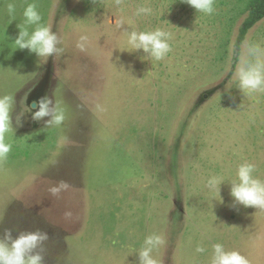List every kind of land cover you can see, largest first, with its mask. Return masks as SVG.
Returning <instances> with one entry per match:
<instances>
[{
	"label": "rangeland",
	"instance_id": "1",
	"mask_svg": "<svg viewBox=\"0 0 264 264\" xmlns=\"http://www.w3.org/2000/svg\"><path fill=\"white\" fill-rule=\"evenodd\" d=\"M245 2L215 0L208 15L182 0H0V97L14 98V120L23 114L0 162V233L46 231L45 264H139L151 234L166 239L152 253L160 264H211L217 243L264 264V210L230 194L242 163L264 180V93L242 92L237 76L248 46L264 49V18L232 69ZM33 3L62 54L16 49ZM141 6L151 14L136 15ZM157 28L173 36L163 60L121 51L132 30ZM45 95L64 111L59 126L26 110ZM61 181L70 187L53 196Z\"/></svg>",
	"mask_w": 264,
	"mask_h": 264
},
{
	"label": "clouds",
	"instance_id": "2",
	"mask_svg": "<svg viewBox=\"0 0 264 264\" xmlns=\"http://www.w3.org/2000/svg\"><path fill=\"white\" fill-rule=\"evenodd\" d=\"M123 2L124 0H115L116 5H122ZM182 2L189 4L197 12L211 15L215 11V0H182ZM7 8L10 14L15 12L14 4L9 3ZM151 12L150 7L141 6L137 9L136 15H149ZM23 15L26 20L24 25H17L20 31L14 40L16 49H28L38 57L48 58L63 53L64 49L58 47L62 42L61 38L51 26L40 24L42 17L36 4H29ZM28 25H36L35 30L30 33ZM117 26L123 28L124 21H118ZM171 39H173L172 33L160 28L141 32L132 30L127 37L129 47L121 51L134 52L143 49L148 56L160 61L172 51L169 43ZM88 40L87 35L80 36L77 48L86 51ZM247 57L241 59L237 68L239 88L245 93H264V49H261L259 45H250L247 48ZM13 103L14 98L10 95L0 97V162L6 161L12 149V145L6 142V134L12 131L14 123L17 127L23 126L22 113L16 114L14 120ZM26 110L31 112L33 121H45L48 125L59 126L65 120L63 109L47 95L34 101ZM255 170L256 165L249 162L242 163L238 167V182H231L230 190V194L234 198V207L243 205L246 208L253 207L264 210V180L253 175ZM223 182V178L212 176L208 179L206 186L210 190L217 191L220 196ZM69 187L67 182L61 181L58 186L51 187L49 191L53 196H59L61 191H65ZM66 216H71V213H66ZM49 238L48 233L40 229L21 231L18 235L13 236L12 229L5 228L0 233V264H45L47 251L45 245ZM165 244L166 239L161 234L147 236L144 247L138 254L139 264H160V261L155 259L152 253ZM196 251L203 253L205 248L198 246ZM211 264H251V261L239 251L226 250L222 244L217 243L213 246Z\"/></svg>",
	"mask_w": 264,
	"mask_h": 264
},
{
	"label": "trees",
	"instance_id": "3",
	"mask_svg": "<svg viewBox=\"0 0 264 264\" xmlns=\"http://www.w3.org/2000/svg\"><path fill=\"white\" fill-rule=\"evenodd\" d=\"M244 9L247 12V15L239 27L235 40L232 69L236 66V61L240 55V46L245 39L247 32L257 22L264 18V0H246Z\"/></svg>",
	"mask_w": 264,
	"mask_h": 264
}]
</instances>
